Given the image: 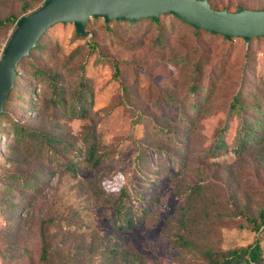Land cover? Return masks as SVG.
I'll return each instance as SVG.
<instances>
[{"label": "rangeland", "instance_id": "374dc122", "mask_svg": "<svg viewBox=\"0 0 264 264\" xmlns=\"http://www.w3.org/2000/svg\"><path fill=\"white\" fill-rule=\"evenodd\" d=\"M43 1L0 0V20ZM207 1L216 10H264V0ZM14 27L0 30V57ZM85 31L82 38L72 24L54 25L18 69L0 125V264H111V247L131 253L112 264H197L205 249L251 244L258 234L249 220L264 207V144L238 153L235 142L242 119L264 139V37L225 40L171 15L159 28L89 19ZM81 72L93 100L74 118L67 108ZM234 96L242 110L228 119ZM8 119L60 143L39 155L26 150ZM225 124V148L216 153ZM88 133L101 157L94 168L84 162ZM119 172L128 186L111 182ZM123 189L130 226L120 229L107 195Z\"/></svg>", "mask_w": 264, "mask_h": 264}, {"label": "water", "instance_id": "95a60500", "mask_svg": "<svg viewBox=\"0 0 264 264\" xmlns=\"http://www.w3.org/2000/svg\"><path fill=\"white\" fill-rule=\"evenodd\" d=\"M171 15L191 26L224 39L264 37V10L238 7L235 11L213 9L207 0H45L38 8L19 18L0 57V115L14 87L19 63L30 55L44 33L56 24H72L79 37L89 19L134 23L141 19L157 21Z\"/></svg>", "mask_w": 264, "mask_h": 264}, {"label": "trees", "instance_id": "16d2710c", "mask_svg": "<svg viewBox=\"0 0 264 264\" xmlns=\"http://www.w3.org/2000/svg\"><path fill=\"white\" fill-rule=\"evenodd\" d=\"M28 8H29V5L24 4L23 10H27ZM17 20H18L17 18H11V17L1 19L0 20V30L5 31L11 26H15ZM142 20H146L150 24L158 25V28H159V19L157 21H152L151 19H141L134 23H130V22H125V23H127L130 27H136ZM112 22H121V21H112ZM178 22H180L181 24L187 27H191L181 22L180 20H178ZM194 31L196 33L198 31H201V32H205L210 35H213L203 30L196 31L194 29ZM216 36H219V35H216ZM42 37L38 41L36 47L30 52V55L27 58H24L19 63L18 68H17V73H18V69L24 62L27 64V66L31 64V59L29 58L31 57L33 52H36V51L41 52L43 48V45L41 44ZM231 39H234V38H231ZM192 65H193L192 70L194 71V76H195L193 78V82H195L198 79V76L201 70V65L198 62H195ZM17 73H16L15 81L18 77ZM34 73L45 74V72L39 69H36ZM14 87H15V82H14ZM196 90H197V86L195 85V83H193L188 88V92H196ZM11 91L9 92L7 101L9 100ZM92 100H93V94L89 88V82L87 78H85L84 72H81V74L79 75L77 79L76 92L73 94L70 100V106L67 108V110L69 111L71 116H74V118H84L89 113ZM56 101L57 102L59 101L61 104L64 103L63 100L61 98H58L57 96L54 97V102ZM193 108H196V107L194 106ZM241 110H242L241 101L238 96H234L231 104L229 105V112L227 114L228 119L231 118L233 114H239ZM4 116H5V112L2 115H0V125L2 123V120L4 119L3 118ZM7 121H8L7 125L9 128L8 130H10L12 134V138H15V141H17L18 143H22L24 148H26V150L34 152L37 155L41 153L44 146L47 145L49 147V150H52L50 146L54 148V146L60 143L59 140L54 136H51V135L45 136L44 134L38 133L35 130H31V129L29 130L27 128H24L18 122L13 121V120L8 119ZM256 123H257V126H261L259 121L258 122L256 121ZM252 125H253V122H248L246 119L241 120L239 131H238V137L235 142L236 152L239 153L240 150H244V148L252 144H262V145L264 144L263 137L256 134L255 132L256 129ZM226 129H227V124H225L224 127L218 129L215 133L213 150L216 153H218L219 151L225 148L224 134H225ZM0 135H1V127H0ZM83 143L85 145L84 162L87 166L94 168L100 163L101 157L97 156V149L95 146L94 138L92 137L91 133H88L84 137ZM67 164H68L69 169L72 172H74L73 175H75L77 168L73 166V162L68 161ZM199 188H200L199 185L195 184L189 189L193 191V190H198ZM129 194H130L129 190L123 189V190H120L118 196L114 194L107 195V200L109 202V205L113 204V206L111 205V210L115 214V218L119 223L120 229L124 228L123 226L125 223L127 227L130 226V221L128 219V216L130 214L129 204H128ZM249 222L252 224V229L256 231V233L258 234V236L255 238V240L251 244L247 245L246 247H238V248L219 250V251H215L212 249H205L204 251H201V258L197 264H264V255H263V249H262L261 240H260L261 236H264V207L258 211L257 220L253 219V220H249ZM119 249H120L119 247H111L109 249V259L108 260L110 261L111 264L114 262V260L116 259L119 253L123 256V258H125L124 261L128 260V258L131 256V253L128 250L123 249L121 251L120 249L119 251ZM43 256H44V253H43Z\"/></svg>", "mask_w": 264, "mask_h": 264}, {"label": "clouds", "instance_id": "9594fccd", "mask_svg": "<svg viewBox=\"0 0 264 264\" xmlns=\"http://www.w3.org/2000/svg\"><path fill=\"white\" fill-rule=\"evenodd\" d=\"M112 183L116 184L118 188L129 185V177L123 173H116L111 180Z\"/></svg>", "mask_w": 264, "mask_h": 264}]
</instances>
